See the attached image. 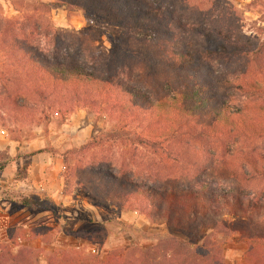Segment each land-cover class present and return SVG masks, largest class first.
<instances>
[{"label":"rangeland","instance_id":"rangeland-1","mask_svg":"<svg viewBox=\"0 0 264 264\" xmlns=\"http://www.w3.org/2000/svg\"><path fill=\"white\" fill-rule=\"evenodd\" d=\"M162 1L169 12H161L158 28L167 33L162 31L143 46L137 42L135 49L142 48L145 55H112L111 38L127 31L104 20H87L79 10L53 5L54 0H0V24L18 21L27 28V20L36 22L38 33L46 39L34 35L27 42L41 47L45 43L46 51L53 50L44 59H75L108 75L111 82L140 90L153 103L174 95L185 77L212 85L225 100L223 88L264 77V0ZM208 28L218 30V40L225 44L230 40L241 45L242 52L197 57L211 39ZM163 48L193 55L195 66L185 72L169 70L161 61ZM11 54L0 53V251L4 256L29 253L28 263L46 264L51 255H61L73 260L66 264H91L90 256L104 259L112 249H145L172 235L190 240L168 230L160 220H149L138 208L98 207L76 184L91 161L133 171L139 181L160 189L205 183L212 189L238 190L256 200L264 197V176L248 175L237 181L222 174L224 162L238 174L249 171L239 157H264V137L195 135L175 137L160 148L151 147L150 142L140 144L135 136L141 126L129 127L127 120L110 119L99 109L72 106L78 91L73 97L72 91L64 92L69 87L61 88L58 105L50 108V100L36 105L32 85L28 89L23 84L34 79L18 72L20 65ZM16 75L20 80L14 82ZM242 98L232 97L230 103H240ZM111 134L121 136L108 138ZM90 141L99 142L87 151L92 158L77 156L78 148ZM22 197L35 198L49 208L25 207ZM204 233L220 244L223 264H264V249L248 250L237 235Z\"/></svg>","mask_w":264,"mask_h":264},{"label":"trees","instance_id":"trees-1","mask_svg":"<svg viewBox=\"0 0 264 264\" xmlns=\"http://www.w3.org/2000/svg\"><path fill=\"white\" fill-rule=\"evenodd\" d=\"M52 4L79 10L87 20H104L127 31L125 35L111 38L112 55L117 56L120 52L131 56L145 55L142 48L135 49L137 42L143 46V42L155 41L162 31V34L167 33L158 28V21L162 20L161 12H169L165 10L162 0H54ZM186 18L191 21V18ZM26 22L27 28L18 21L1 22L0 53H12L20 65L18 72L29 79L32 76L33 83L27 80L23 84L28 89V85H32L36 105L48 100L51 101L50 108L58 105L62 97L61 88L69 87L64 92L70 94L72 91L73 97H77L78 91V99L72 106L78 104L99 109L110 119L127 120L129 127L131 124L138 128L141 126L140 131L136 130L135 141L140 144L150 142L154 148H160L163 143L180 136L197 135L204 139L218 134L242 139L264 137V103H257L264 100V77L259 81H242L241 84L223 88L228 100L220 99L212 85L185 77L182 86L174 90V95H166L153 103L140 90L120 81L111 82L108 75L98 74L75 59H44L53 50L46 48L48 53L43 48L46 47L45 43L43 47L33 46L27 42V38L36 35L43 36L45 40L46 35L38 33L36 22ZM206 31L211 33L208 38L213 40L209 39L207 45L202 46V54H197V57L242 52L241 45L226 38L228 44L218 40L221 39L218 30L208 28ZM140 34L142 36L138 38ZM161 53L162 64L169 70L185 72L193 64L195 66V57L183 51L163 48ZM17 75L14 82L20 80ZM232 97H243V101L231 104ZM35 103L31 102V105ZM124 130L125 127L121 128V132ZM118 136L121 135L111 134L108 138L118 139ZM98 143L90 141L80 146L77 156L82 153L85 155L81 158H92V153L87 151ZM239 160L249 171L238 174L224 162L222 174L237 181L246 180L248 175L264 176V157L241 155ZM91 162L88 167L84 166V169L87 168L85 177L77 179L76 184L98 207L110 209L116 206L121 211L138 208L149 220H160L168 230L190 238L186 241L172 235L145 249H112L104 259L90 256L91 264H223L221 246L214 237L204 233L207 230L223 236L237 235L248 250L264 249V201H261L264 197L256 200L241 191L212 189L205 183L160 189L139 181L133 171L126 173L120 166ZM102 189H105L104 194ZM20 203L34 209L49 208L30 197L20 198ZM25 254L12 256L5 253L4 256L0 251V264H30V254ZM51 256L46 264L73 261L70 256Z\"/></svg>","mask_w":264,"mask_h":264}]
</instances>
